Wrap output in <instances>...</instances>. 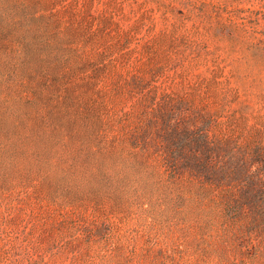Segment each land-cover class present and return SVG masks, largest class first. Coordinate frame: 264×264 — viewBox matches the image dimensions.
Here are the masks:
<instances>
[{
  "label": "rangeland",
  "instance_id": "obj_1",
  "mask_svg": "<svg viewBox=\"0 0 264 264\" xmlns=\"http://www.w3.org/2000/svg\"><path fill=\"white\" fill-rule=\"evenodd\" d=\"M0 264H264V0H0Z\"/></svg>",
  "mask_w": 264,
  "mask_h": 264
}]
</instances>
